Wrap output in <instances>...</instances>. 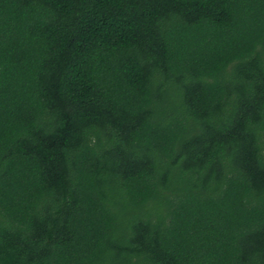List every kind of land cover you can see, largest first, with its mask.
<instances>
[{
  "label": "trees",
  "instance_id": "1",
  "mask_svg": "<svg viewBox=\"0 0 264 264\" xmlns=\"http://www.w3.org/2000/svg\"><path fill=\"white\" fill-rule=\"evenodd\" d=\"M0 264H264V0H0Z\"/></svg>",
  "mask_w": 264,
  "mask_h": 264
}]
</instances>
